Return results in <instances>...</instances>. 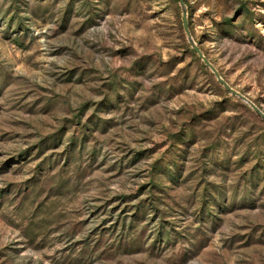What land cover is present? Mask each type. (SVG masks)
<instances>
[{
  "label": "rangeland",
  "instance_id": "374dc122",
  "mask_svg": "<svg viewBox=\"0 0 264 264\" xmlns=\"http://www.w3.org/2000/svg\"><path fill=\"white\" fill-rule=\"evenodd\" d=\"M264 113V0H183ZM178 0H0V264H264V121Z\"/></svg>",
  "mask_w": 264,
  "mask_h": 264
},
{
  "label": "water",
  "instance_id": "95a60500",
  "mask_svg": "<svg viewBox=\"0 0 264 264\" xmlns=\"http://www.w3.org/2000/svg\"><path fill=\"white\" fill-rule=\"evenodd\" d=\"M179 6L181 8L182 13V25L183 30L185 32L187 41L191 47V49L195 52V54L198 56V58L202 61V63L212 72L217 82L230 94L236 96L240 100L244 101L248 106L264 121V113L248 98H246L244 95L240 94L238 91L234 90L232 87H230L227 82H225L221 76L219 75L218 71L215 69V67L205 58L201 50L197 47L195 42L193 41L188 28H187V21H186V8L183 0H178Z\"/></svg>",
  "mask_w": 264,
  "mask_h": 264
}]
</instances>
